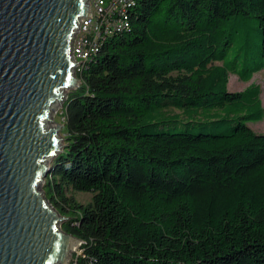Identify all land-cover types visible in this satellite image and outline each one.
<instances>
[{
  "label": "trees",
  "instance_id": "obj_1",
  "mask_svg": "<svg viewBox=\"0 0 264 264\" xmlns=\"http://www.w3.org/2000/svg\"><path fill=\"white\" fill-rule=\"evenodd\" d=\"M128 17L78 71L44 182L82 243L71 264H264V134L248 126L264 106L256 85L228 90L229 71L249 82L264 69V0H137Z\"/></svg>",
  "mask_w": 264,
  "mask_h": 264
},
{
  "label": "water",
  "instance_id": "obj_2",
  "mask_svg": "<svg viewBox=\"0 0 264 264\" xmlns=\"http://www.w3.org/2000/svg\"><path fill=\"white\" fill-rule=\"evenodd\" d=\"M88 1L0 0V264H68L80 242L41 186L64 148L53 113L80 83L71 41Z\"/></svg>",
  "mask_w": 264,
  "mask_h": 264
},
{
  "label": "rangeland",
  "instance_id": "obj_3",
  "mask_svg": "<svg viewBox=\"0 0 264 264\" xmlns=\"http://www.w3.org/2000/svg\"><path fill=\"white\" fill-rule=\"evenodd\" d=\"M245 25H246V29L244 30V32L246 33V38L248 39L247 41L251 40V43L249 44V47H247V50L251 51V54L256 55V53L260 50V45H261V36H260V33L258 32V23H257L256 19H251ZM243 52H245V51L240 50V47L238 45L234 46L230 50L229 56L226 58L225 62L227 64L229 62L231 64H233L235 60H238L237 63H239L240 60H242V58H243ZM259 61H260L259 59H256L255 60L256 64L259 63ZM229 65H227V66H229ZM241 68L242 67H239L238 70L240 71ZM234 72H238V71H234ZM234 72L229 71V74H228L229 75L228 90L230 92H243L252 84L256 85L260 89V93H261L260 96H261V100H262V103L264 106V69L255 73L253 79L249 82H245V81L240 80L239 76L237 74H235ZM64 102H65V100H64ZM64 102H63V104H64ZM63 104H62V106H61V104H58V106L56 107V109L53 113V116H54L53 118H54V121L56 123L64 124L63 118L61 116ZM231 111H236L234 106L218 111L217 116H221V117L228 116V114ZM169 113L173 114V115L180 114L183 119L185 118V115L179 109L171 108L169 110ZM199 117L201 119H206V118H209L210 115L208 112H205V113H202ZM235 121L236 122L238 121L237 116L235 117ZM248 126H250V128H252L257 134H264V120L259 121V122H249ZM177 127H178L177 130H183L184 126L182 124H179ZM202 127L203 128H201V130H205L206 132H210V133L220 132V130H213L210 126H207V125H203ZM192 130H194L195 132H197V131L200 132L199 127H196V128L193 127ZM62 131H63V129H62ZM62 131H61V133H62ZM44 185H45V183H43V186H41L42 189L44 188ZM73 194H74L75 198L83 204L90 203L92 200V197H93V194L90 192H75ZM64 222H65V220L63 221V223ZM81 244H82L81 242H77L74 245L75 249L70 254L68 264H71L73 256L75 254L82 253Z\"/></svg>",
  "mask_w": 264,
  "mask_h": 264
},
{
  "label": "built area",
  "instance_id": "obj_4",
  "mask_svg": "<svg viewBox=\"0 0 264 264\" xmlns=\"http://www.w3.org/2000/svg\"><path fill=\"white\" fill-rule=\"evenodd\" d=\"M133 0H89V16L83 17L78 24L71 41V53L74 71L80 67L82 57L90 54L91 48L99 40V35L112 27H119L121 6Z\"/></svg>",
  "mask_w": 264,
  "mask_h": 264
},
{
  "label": "bare ground",
  "instance_id": "obj_5",
  "mask_svg": "<svg viewBox=\"0 0 264 264\" xmlns=\"http://www.w3.org/2000/svg\"><path fill=\"white\" fill-rule=\"evenodd\" d=\"M137 4V0H133V2L125 3V5L121 6L120 10V25L119 27H112L108 29L106 32H103L102 34L99 35V40L95 42V45L93 48L90 50V54L87 55L86 57H82L80 61V67H77V73L79 70H81L85 64V62L90 59L97 51H98V46H100L105 38L108 37V35H111L112 33H115L117 31L125 30L129 27V11L132 10ZM75 245V244H74ZM75 249V247L72 248L71 252Z\"/></svg>",
  "mask_w": 264,
  "mask_h": 264
}]
</instances>
